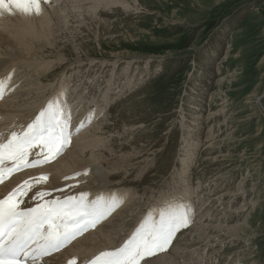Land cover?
Instances as JSON below:
<instances>
[{"label": "rangeland", "instance_id": "1", "mask_svg": "<svg viewBox=\"0 0 264 264\" xmlns=\"http://www.w3.org/2000/svg\"><path fill=\"white\" fill-rule=\"evenodd\" d=\"M55 1L47 76L23 90L42 85L37 106L58 97L72 118L97 101L72 136L94 121L107 153L138 152L106 190L148 200L135 226L167 196L193 213L167 250L179 264H264V0Z\"/></svg>", "mask_w": 264, "mask_h": 264}, {"label": "bare ground", "instance_id": "2", "mask_svg": "<svg viewBox=\"0 0 264 264\" xmlns=\"http://www.w3.org/2000/svg\"><path fill=\"white\" fill-rule=\"evenodd\" d=\"M48 1H51V3H46L44 0H42V13L39 16L26 17L17 13L15 15L5 14L3 17H0V77H6L11 72V70L15 69L9 86L12 90L6 91L3 99H0V131H3L4 133L2 136H0V140L7 139L9 135V129L20 131L21 126L26 127L27 124L35 118L39 110L44 107L40 105L41 103L37 106V98L43 94H40V92H42L41 90L44 87L40 84L33 83V87H27V89L23 90L25 88L23 83L32 79L33 72H37L38 76H40V74H43L42 76L45 75L44 71L41 70L43 66H47L45 64L48 62L47 59H49V55L45 53V48L50 47L49 45L52 44L51 37L52 33L54 32L53 18L55 15L60 16V9L58 8L59 2H52L53 0ZM70 1L68 0L66 3L73 4V2L70 3ZM76 1H74V4ZM97 2H100V0ZM56 18L57 17H55V19ZM57 19L55 21H57ZM46 68H48V66ZM24 78L26 79L23 81ZM63 91L64 88L62 89V92ZM24 94H27L30 99H25V101L23 99H18L20 101H14L15 98L18 96L20 97L21 95L24 96ZM60 95L62 94H59V96ZM55 99L58 101V97ZM96 102L97 101L93 99V101H91L90 104H86V106L85 104L81 103L80 106L86 107L85 110L81 111L79 109L80 106H78L77 114L73 118L71 117L72 135L74 134V130L77 129L82 122L84 124L88 120L91 121L94 116L100 113L101 107L100 105H98L99 107H96ZM67 107L68 106H64L65 110H68ZM74 108H76V106H74ZM73 113H76L75 110ZM197 118H201L200 114L197 115ZM93 122L94 121L88 125H92ZM88 125H85L84 129H82V131L78 133L76 137H71V143L69 144L68 148L65 149V151L63 150V152L58 157H56V159L49 163L35 167L22 168L21 170L14 172L10 177L5 179L4 182L0 184V198H3L14 188L22 185L25 181L31 182L30 191H28L27 195L23 197L25 204L22 205V207L35 206L37 200L33 199V197H35L39 192L47 193L44 199L49 200L56 198L63 199L66 196L79 195L71 194L73 191H86L89 194V199H95L100 194H104L105 196L109 194H116L118 197L122 198V203L116 207V209L106 220L98 224L96 228L90 229L88 232L77 237L71 242V244L69 243L67 247H64L58 252L52 253L50 256L45 257L44 261L46 264H68V261L73 258L76 259L77 264H84L85 260L93 258L104 250L119 247L125 241V239L127 240L131 236L135 227H137L135 225L139 221L140 217L143 216V208L148 205V200L142 198L143 195H134L132 198H130V193L127 190L106 191L110 185V180L117 178V175L120 174L121 169H126L127 171L128 167L135 166L136 161L134 162L133 159L137 156L138 152L136 153L132 150V152L121 154L119 156L117 154L116 157V154L113 155L112 152L107 153V149H105L106 140L104 141V137L102 138L101 134L98 133L99 131L97 132L100 125H95L97 129L94 131H91V129L88 131ZM13 126L15 127L13 128ZM103 127L105 128V126ZM85 131L87 132L85 133ZM189 131L193 132L194 128H190ZM209 132H211V130ZM210 136L211 135H209V137ZM38 153H40L39 146L31 150V153L28 157L29 161L36 159ZM7 163L9 166H11V161ZM88 170L91 172L89 176L87 175L88 177H85V175L80 176L82 173L88 172ZM76 173L81 174L77 176ZM44 174L48 175L47 181H40L39 177ZM90 175H92V177ZM65 177H68L69 179H65ZM79 179H82L81 182H77ZM86 180L87 182H85ZM88 182L91 183L90 186H88ZM67 184H69L68 189H62ZM175 193L176 192H174V194ZM164 197L161 196L159 198ZM174 198L171 200V197L167 196L164 206L162 205L160 209H158V207H160L159 205H157L158 207H155L156 205H154L151 213L152 215L150 214L151 211H149L151 217L158 220L162 211L178 208L184 209L183 206L178 205V202L176 203V201H174ZM203 212L205 213L203 210L196 216H198L200 219ZM149 214L146 215V217H148ZM192 215L190 216L192 217ZM210 215L211 214H209V218L211 217ZM206 227L208 226H205V224L202 226L198 225L192 230L196 232L197 229H204ZM200 234L201 233H199V235ZM202 235L206 236L204 233H202ZM202 235H200L199 239L202 237ZM186 249L188 250V248ZM181 251H183V249ZM172 254V252L167 253V251L158 253L154 257H146L145 261H142L141 264H179L177 262L178 260L176 261V258ZM209 255V252H205L201 258L195 259L198 262L197 264H202L203 260H205L206 257H209ZM184 264L192 263L188 262Z\"/></svg>", "mask_w": 264, "mask_h": 264}, {"label": "snow or ice", "instance_id": "3", "mask_svg": "<svg viewBox=\"0 0 264 264\" xmlns=\"http://www.w3.org/2000/svg\"><path fill=\"white\" fill-rule=\"evenodd\" d=\"M41 3L42 0H0V17L17 13L39 16ZM14 71L0 77V99L12 90L9 85ZM82 126L83 122L79 127ZM8 131L7 139L0 140V183L22 168L56 159L71 143V112L56 99H50L26 127ZM3 134L0 131V136ZM37 146L40 153L29 161L31 150ZM47 179V174L39 177L40 181ZM30 189L31 182L25 181L0 198V264H46L45 257L96 228L122 203L116 194H100L89 199V194L82 192L78 196L49 200L44 199L47 193L39 192L33 197L37 200L35 206L22 207L23 197ZM191 222L187 209L162 211L158 220L149 215L119 247L104 250L84 264H141L146 257L167 251L176 234ZM68 264H77V261L73 258Z\"/></svg>", "mask_w": 264, "mask_h": 264}]
</instances>
